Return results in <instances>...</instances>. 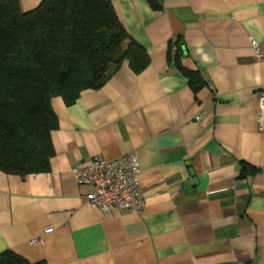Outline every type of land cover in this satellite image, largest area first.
<instances>
[{"label": "crops", "instance_id": "1", "mask_svg": "<svg viewBox=\"0 0 264 264\" xmlns=\"http://www.w3.org/2000/svg\"><path fill=\"white\" fill-rule=\"evenodd\" d=\"M160 1L153 10L147 0H111L148 65L134 74L124 62L70 106L52 97L49 171H0V253L45 264H264V0ZM175 39L182 65L205 81L197 93L167 62ZM128 153L143 210L91 208L92 188L77 184L75 169ZM241 162L254 172L241 176Z\"/></svg>", "mask_w": 264, "mask_h": 264}, {"label": "trees", "instance_id": "2", "mask_svg": "<svg viewBox=\"0 0 264 264\" xmlns=\"http://www.w3.org/2000/svg\"><path fill=\"white\" fill-rule=\"evenodd\" d=\"M153 10L160 0H147ZM180 39L169 41L166 59L187 78L193 93L205 81L181 63ZM127 62L134 74L149 63L145 49L119 21L111 0H41L22 11L19 0H0V171L45 173L54 156L57 117L52 97L72 105L83 90H97ZM254 172L241 162L240 175ZM0 264L29 262L11 250Z\"/></svg>", "mask_w": 264, "mask_h": 264}, {"label": "built area", "instance_id": "3", "mask_svg": "<svg viewBox=\"0 0 264 264\" xmlns=\"http://www.w3.org/2000/svg\"><path fill=\"white\" fill-rule=\"evenodd\" d=\"M254 53L259 57L257 44L252 43ZM200 116H197L198 120ZM259 131L264 134V100L259 104ZM140 167L134 153L124 154L109 160L95 157L78 166L75 180L79 185L90 186L92 190L85 195L91 208L107 212L118 208L130 213H140L145 206V195L139 184ZM31 240L30 244H37Z\"/></svg>", "mask_w": 264, "mask_h": 264}]
</instances>
